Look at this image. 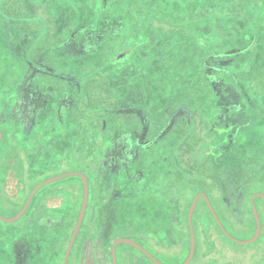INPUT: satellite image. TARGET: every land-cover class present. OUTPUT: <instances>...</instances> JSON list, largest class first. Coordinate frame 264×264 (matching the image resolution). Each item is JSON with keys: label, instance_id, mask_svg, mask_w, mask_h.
Masks as SVG:
<instances>
[{"label": "rangeland", "instance_id": "rangeland-1", "mask_svg": "<svg viewBox=\"0 0 264 264\" xmlns=\"http://www.w3.org/2000/svg\"><path fill=\"white\" fill-rule=\"evenodd\" d=\"M110 1L104 16L117 20L118 33L83 57L87 46L78 44L82 32L73 43L66 45L59 37H68V30L78 29L83 23L92 26L93 17L89 12H98L93 1L81 0V6H70L68 0L30 2L29 8L37 7L35 15L20 21H13L0 12V120L4 118L0 128L5 134L2 148L10 152V163L17 160L19 165L15 169L17 174L11 172L4 178L5 189L0 187V216L14 217L34 185L65 173L87 174L90 198L69 264H74V256L81 253L88 241L91 244L86 247L87 253L109 256V247L118 238L140 243L164 264H182L188 255L183 252L184 233L178 230L175 210L180 211L193 197L206 190L201 186L186 187L182 181L175 182L170 150L178 138L166 137L165 132L153 140L146 136L139 138L142 120L139 124L136 119L125 116L120 117L116 138L108 133L101 134L99 129L90 126L91 110L86 109L84 118L78 115L85 103L84 92L79 90L78 84L97 75L115 52L134 44L130 53L136 48L137 53L142 50L137 54L142 58L130 54L128 59L135 65L153 59L152 68L148 70L151 80L141 81L140 69L128 64L125 68L118 67L119 73L113 74L115 80L105 75L106 81L98 84L101 94L113 89L116 96L135 93L137 98L131 105L147 113L149 131L156 135L167 117L181 110L188 114L197 109L201 101L200 89L206 84L200 57H207L208 65L203 68L214 74L212 83L216 90L223 89L225 110L231 102L238 109L221 116L227 129L233 125L228 133L230 145L224 152L223 147H215L208 158L212 160L217 155L220 158L222 154L215 167L231 166L238 161V156L264 145V0ZM44 4H48L50 10ZM41 7L45 8L44 12L38 13ZM49 12H53L57 22L56 28L52 21L53 29L65 32H50L49 43L40 47L47 34ZM34 23L39 25L37 31L27 29ZM42 63L54 69L53 73L44 70ZM24 71L25 76L18 84L19 93L24 91L23 102L31 101L33 108L41 101L46 102L36 116L30 113L27 121L18 119L10 109L15 93L12 83L18 82L17 78ZM68 75L77 80V97L76 87H72ZM189 75L193 81H185ZM30 83L34 86L28 88ZM69 88L73 90L69 95L68 112L64 114L68 117L64 130L57 105ZM206 101L212 108L219 105L216 102H221L215 97ZM208 108L206 105L205 111L209 112ZM205 111L196 116V128L202 125L204 129L205 143L200 148L221 140L216 132L207 131ZM99 122H102L101 117ZM113 124L109 121L110 131ZM125 146L129 147L126 155ZM104 150L116 156L117 173L107 174L101 169ZM5 163V160L1 162L0 169L6 167ZM95 172L97 175H93ZM81 180L75 175L49 183L36 192L28 211L20 219L13 223L0 220V264H63L64 252L75 228L73 216L79 208L82 187L84 193ZM250 187L256 190L253 194L264 193V186L251 184ZM241 197L232 198L238 216L244 213ZM250 198L247 203L251 205ZM254 203L260 211L264 209L259 199ZM214 204L221 213L218 202ZM201 214L199 207L194 216L196 226L202 224L199 222ZM226 224L224 227L237 239H250L255 234L253 228ZM175 228L173 234L171 230ZM170 234L176 238H171ZM207 239L215 240L214 233ZM214 244L202 259L200 248H197L191 264H264L262 238L253 245L225 239ZM215 249L222 253L216 254ZM121 251L136 256L135 264H155L124 244L118 247V264H127V253L122 255ZM105 264L109 263L105 260Z\"/></svg>", "mask_w": 264, "mask_h": 264}, {"label": "trees", "instance_id": "trees-1", "mask_svg": "<svg viewBox=\"0 0 264 264\" xmlns=\"http://www.w3.org/2000/svg\"><path fill=\"white\" fill-rule=\"evenodd\" d=\"M68 1H70L69 2L70 6H72V4H78V6H81L82 4L81 0H68ZM91 1L95 3V9L98 10V12H93V11L89 12L91 15L90 17H93L92 26L90 27V26H87L88 24L86 25L85 23H83L84 25L80 26L78 29L68 30L69 31L68 37L66 38L59 37L62 43L65 42V45L66 43H73L77 38L80 37L81 39L78 42V44L87 46V49L83 51L82 57L84 54L90 53L91 51H93L97 45L103 44L104 41L107 40V38L113 37L118 33L117 20L107 18L108 17L107 14H106L107 17L104 16L105 15L104 9H106L110 5L111 1L110 0L109 1L91 0ZM30 2H38V0H0V12L4 14L6 17L13 19V21H20L22 19L27 18L28 16L35 15V9L37 7L32 6L33 8H29L27 4L28 3L30 4ZM44 5L47 8L49 6L48 4H44ZM44 9H45L44 7H41L38 13L44 12L43 11ZM48 9L50 10V8ZM46 12L48 11L46 10ZM48 16L50 17L47 19V22H46L48 27L45 28L47 34L42 39L44 41L40 44V47L47 45L49 43V40H48L49 33L56 31V29L55 30L53 29V22H52L53 20L57 28V22L55 20V16L53 12L51 13L49 12ZM13 25L14 24H12V26ZM27 29L31 31H37L39 29V25L34 23L33 25H31V27H27ZM56 32L58 33V32H65V31H59L57 29ZM80 32H82V35L78 37V34ZM85 37H87V39H85ZM124 47L125 48L121 49L120 52L118 51L115 52V54L112 57H110L108 63L105 64V66L100 67L97 75L89 76L86 82L82 84H78L79 90H82L85 95L84 109L78 115L84 118L86 114L85 113L86 109L91 110L90 120H89L90 126L94 129H99L101 134L108 133V134L113 135L115 138L116 136L119 135L118 123H120L121 116H125V118L129 117L132 119H136V121L139 124H140V119L142 120L141 131L139 132V135H138L139 138L141 136L143 137L146 136V139L153 140V139H156L159 135L163 134L164 132H165L166 137H169V136L177 137L178 140L175 142V144L172 146L170 150V160L173 162L171 168L174 171L173 175L175 177V182L179 183L182 181L183 183H185V186L186 187L188 186L189 188H193L194 186H201L202 190L205 189L206 191H203V192L206 193L208 197L210 198L224 226H227L226 223H234V224L236 223L237 225L246 226V228L248 229L253 228L255 232L256 230L255 216L253 213V209L251 205L247 203V200L250 198L251 195H253L254 192H256V190H253V188L250 187L251 184L252 185L258 184L259 187L264 186V181L262 180V177L264 175V145H262L263 146L262 148H259V149L256 148L253 151L248 152L246 155L244 154V155L238 156L237 158L238 161H236V163L231 166L227 165L224 167H215V164L221 161L222 154L219 155L220 158L218 157V155L212 160L208 158V155L211 152H213V149L215 147H218V148L223 147L224 148L223 152H224V150H226L225 147L230 145L228 133L232 130L233 125L231 126L230 129H227L225 125L226 123L224 124L221 120V116H223L226 113L230 114L238 109L235 107L236 104H232L231 102V105L228 107V110H225L226 107L224 106V102H222V101H225L223 99L225 97L222 96L223 89L220 87L219 89L216 90V87H214L212 83V78L214 74H211L212 72L210 70H205V68H203V66L208 65L206 62L207 57L205 56L200 57L201 63L203 64L201 68L202 77L206 80V84L204 88L200 89L201 101L197 109L193 110L192 112L189 111L188 114L186 113L185 110L175 112L173 116H169L166 119H164L162 129L159 131L158 134L154 135L153 133L151 134V132L149 131L151 129V126H150V121L148 119L147 113L145 111L142 112L141 109L137 108V106L131 105V103L136 101L137 95L135 93H131L128 96H121V95L116 96L115 95L116 93L114 92L115 89H113V90H109V92L105 94H101V90H100L101 87L99 88L98 82H101V81L105 82L106 81L105 75H108L109 77L112 78V80H115L116 75H113V74L119 73V68H125L127 67L128 64L132 66H136L137 68L140 69L141 73L139 77L141 78V81L144 79L146 80V82L148 81V79L151 80V76L149 75L148 70L150 71L152 68L153 59H151V61L146 59L149 62L145 60L142 64L135 65L128 58L130 54H134L135 56H138L137 54L141 52L142 50L138 51L137 53L136 51L137 48H136L134 49L133 53H130L132 52L133 47H134V44L132 45V43ZM142 47L143 46H141V48ZM72 54H75V53H72ZM75 56L79 57L80 55H75ZM138 57L139 59L142 58L140 57V55ZM41 65L39 64V66ZM43 65L41 67L44 70H46L48 73H51V74L53 73L54 69L47 68L48 67L47 64H43ZM39 66L37 68L39 70H43L39 68ZM25 73L26 72L24 71L23 74L19 75V78H17L18 82L12 83V87H13L12 90H14L15 93H14V96H12L13 98L11 97V99H13V104H11L10 109H12L14 113H16L18 119H19V116L23 113L20 108L21 104L19 103L21 96L19 93L18 84L25 76ZM30 77L32 78V75ZM66 77L67 79L71 80V82H73L72 84L70 83L72 87L74 89L76 87L75 92H76V97H77V83H76L77 80L74 79L72 76L70 77L69 75ZM232 77H234V75H232ZM192 79L193 77L189 75L187 78H185V81H193ZM204 79L201 78V81ZM71 85H68V86L71 87ZM119 85L120 84H118V86ZM8 87H11V85H9ZM236 87L237 88L239 87L238 83L236 84ZM72 90L69 88V93H68V97L66 98L67 102H66L65 107L62 106L63 102L61 103V108H62V111L60 113V115L62 116L61 125L64 130L67 129L66 119L68 120V117L64 116L65 111L68 112V110H64V109L66 108L69 109V106L71 103V101L69 100V95L71 94ZM145 93H147L146 90H145ZM144 96L146 98L147 94H144ZM127 97H129L130 99ZM211 97H215L216 99L221 101L220 103L216 102V104H219L217 107L212 108L211 103L207 104L206 100ZM124 104H127V105H124ZM206 105L207 107L209 106L208 108L209 112L205 111L206 109H204L206 108ZM204 111L207 113L204 115V118L206 119L207 131L210 134L216 132L218 136L221 138V140L218 141L217 143H212L214 145L210 147L203 146L202 148H200L201 145L205 143L204 142L205 137L203 134V130H204L203 126L201 125L199 126V128H196V123H197L196 116L200 112H204ZM136 116H139V118H135ZM100 117L102 118L101 123L99 122ZM3 119L0 121H4ZM109 121L111 123L114 122L111 128V131L109 130ZM1 131L3 133V138L0 142V164L3 160H5L6 167L3 170L0 169V187L5 189L3 185L4 184L3 177L7 174H10L11 172H15L16 167L19 165H18L17 160L14 161L13 164L10 163V161L8 160L9 158L8 155L10 154V152L3 151L2 146L5 143V134H4L3 129ZM133 133H134V129H133ZM94 137H97V136H94ZM12 149H13V146H12ZM103 158L104 160H103L101 169H104L107 174L117 173L116 171L118 169V164L114 162V155H112L108 151L105 152L104 150ZM15 174L17 173L15 172ZM93 175H97V172H95ZM17 176L22 177L23 175H17ZM86 176L88 177V180L90 181L89 175L86 174ZM35 186L36 185H34L29 190L25 201L27 200V198L29 197L31 191L33 190ZM199 191H201V189ZM242 194H244L243 197H241ZM80 195H81V198L79 199V202H80L79 208L77 209V212L73 216V226L76 225L79 212H80V208H81V204L83 201V187H82V191ZM238 197L243 198L242 200H243V212L244 213L242 216H238L236 209L234 207V201H232L233 200L232 198H238ZM193 199L194 197L190 200L188 205L184 206L180 211L175 210L178 212L177 217H176V222L178 224L177 226L178 230L179 232L182 231L184 233V236H183L184 251L183 252L184 253L186 252V256L189 254L190 243H191V231H190V227L188 223V211H189V208H190V205ZM256 199H259L262 202V205L264 206L263 198L257 197L254 200L256 201ZM214 201L218 202L221 208V213H219V211L217 210L216 205L214 204ZM248 206H249L250 211L248 210ZM199 207L202 213L200 216L201 218L199 219V222L201 221L202 224L201 225L199 224L198 226H196L194 222V216L196 214V211L199 209ZM261 210L262 211L258 209L259 216L261 219V224H262V232L259 238L254 243H252V245L257 243L261 238L262 240H264V209H261ZM222 218L226 221V223L222 220ZM212 222L214 226L212 225ZM193 224H194V230H195V236H196L195 255L197 252V248H200V259H202V257L208 254L209 247L212 245V243L214 244V242L216 241L218 242V240L220 239H225L230 242H233L232 240L228 239L224 235V233L221 231V229L218 227L205 200L202 198L199 200L197 207L194 211ZM176 228L171 230L173 234H175L177 230ZM213 233L215 235L216 241L213 239H207ZM173 234H170V237L175 239L176 237H173ZM113 243L114 242H112L111 246L109 247L110 255H112ZM163 244H165V242ZM119 245L117 246V251H116L117 254H118ZM124 245H127L135 249L136 251L140 252L133 246H130L128 244H124ZM213 247H215V244L213 245ZM23 251L24 249L21 251L22 254H23ZM126 253H127L126 251L120 252V254L122 255ZM215 253L220 254L222 252L216 251L215 249ZM20 257L21 256H19V258Z\"/></svg>", "mask_w": 264, "mask_h": 264}, {"label": "water", "instance_id": "water-1", "mask_svg": "<svg viewBox=\"0 0 264 264\" xmlns=\"http://www.w3.org/2000/svg\"><path fill=\"white\" fill-rule=\"evenodd\" d=\"M2 136V133L0 132V138ZM80 176L83 180L84 183V193H83V201L81 204V208H80V212H79V216L73 231V234L71 236V239L69 241V244L66 248L65 251V255H64V259H63V264H68V260L71 254V251L73 249L75 240L77 238V235L81 229L82 223L84 221L85 215H86V211H87V206H88V202H89V196H90V184H89V180L88 177L85 174L82 173H78V172H70V173H65L59 176H55L52 177L48 180H45L43 182H41L40 184H38L37 186H35L32 190V192L30 193L27 201L25 202L24 206L22 207V209L12 218H4L2 216H0V220L6 223H13L15 221H17L18 219H20L27 211V209L30 206V203L34 197V195L36 194V192L43 186L52 183L54 181H57L59 179H62L64 177H68V176ZM256 197H260L264 199V193L260 192V193H255L251 196L250 198V202H251V207L253 209V213L255 216V221H256V230H255V234L253 235V237H251L250 239H246V240H240L235 238L234 236H232L227 229L224 227L220 217L218 216L210 198L208 197V195L204 192H200L198 193L189 208L188 211V223H189V227H190V231H191V243H190V250H189V254L187 259L182 263V264H190L195 256V251H196V236H195V230H194V224H193V215H194V211L197 207V204L199 202V200L202 198L205 200L215 222L217 223L218 227L221 229V231L224 233V235L232 240L233 242H236L238 244H242V245H249L254 243L259 236L261 235L262 232V224H261V219L259 216V212L257 207L255 206L254 203V199ZM119 244H128L130 246H133L134 248H136L137 250H139L141 253H143L144 255H146L148 258H150L152 261H154L156 264H164L162 261H160L156 256H154L149 250H147L144 246H142L140 243L129 239V238H118L117 240L114 241L113 245H112V257H113V264H118L117 261V246Z\"/></svg>", "mask_w": 264, "mask_h": 264}, {"label": "flooded vegetation", "instance_id": "flooded-vegetation-1", "mask_svg": "<svg viewBox=\"0 0 264 264\" xmlns=\"http://www.w3.org/2000/svg\"><path fill=\"white\" fill-rule=\"evenodd\" d=\"M27 86H28V88H31L34 85H32V83H30V84H27ZM66 86H68V85H66ZM21 93L22 94H20V96H23L24 91H22ZM68 93H69V90L66 89L65 96L62 99L63 101H61V102H63V103L66 102V98L68 97ZM22 102H23V98L20 99L19 103L21 104ZM61 102H60V104L57 105V112H59V113H61V111H62V108L60 107L61 106ZM23 103H22V105L20 107L21 108V111L23 112L22 113L23 115L21 114L19 116V119L20 120H23V121H27L29 119V117H30V113H33L34 116H36L37 113L39 112V110L41 109V106L44 105L46 102L45 101H41L40 104H39V106H35V108H33L32 106L30 107L31 101H27L26 100L25 103H24V105H23ZM64 110H68V108H66ZM0 132L2 133L1 130H0ZM2 138H3V133H2V136L0 138V142H1ZM124 149H125V155H126L127 154V151L129 150V147L126 148V146H125ZM112 155H114V154H112ZM114 162L116 164H118L115 155H114ZM6 176H8V174L3 177V183H4L3 185H4V188H5V182H6V179H4V178ZM90 244H91V241H88L87 244H85L83 246L81 253L74 256V261H73L74 264H105V260L107 261V263L113 264V257H112V255H109V256L108 255H102V254H99V255H90L89 253H87L88 250H87L86 247H88ZM144 256L147 257L146 255H144ZM134 257L136 258V256H132L130 254L125 255V261H126V263L127 264H135ZM70 258H71V256L69 257V260H70ZM130 259H132V260H130ZM148 259H150V258H148ZM69 260H68V264H69ZM152 262L155 263L154 261H152Z\"/></svg>", "mask_w": 264, "mask_h": 264}]
</instances>
